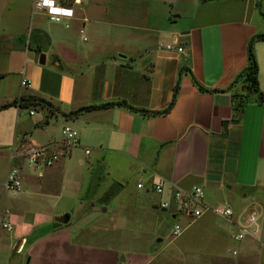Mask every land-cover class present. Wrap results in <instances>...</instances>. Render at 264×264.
Wrapping results in <instances>:
<instances>
[{
  "label": "crops",
  "instance_id": "0c3cea01",
  "mask_svg": "<svg viewBox=\"0 0 264 264\" xmlns=\"http://www.w3.org/2000/svg\"><path fill=\"white\" fill-rule=\"evenodd\" d=\"M28 1L26 17L12 20L0 37L12 43L38 30L48 39L39 53L28 47V40L14 47L0 43V78L15 74L21 82L24 76L29 86L19 96L36 95L55 103L62 115L45 124L42 113L34 129L48 130L50 120L63 119L62 126L78 133L67 157L82 152L79 163L99 170L92 178L104 173L109 182L98 196L95 182L80 186L68 203L61 192L64 167L41 169L30 179L32 191L23 189L9 211L11 229H1L0 264H264V38L253 43L261 101L247 92L242 80L233 83L247 67L249 40L264 34V0H185L186 5L175 0L171 10L186 17L185 26L170 31L163 45L149 50L142 44L132 53L101 42H79L86 40L89 26L95 35L105 34L104 28L130 29L125 35L132 38L136 12L130 6L141 0H126L131 5L124 0H74L68 5L72 17L61 24L50 23ZM171 20L176 23L175 17ZM169 43L183 51L167 50ZM187 70L203 88L222 91L200 90ZM179 72L175 104L166 113H152L169 105ZM78 78L93 79L89 83ZM105 102L125 104L76 118L63 115ZM29 137L28 143L37 147L61 141L50 136L39 143ZM112 183L118 190L111 202L117 199L118 206L101 202ZM156 184L163 185L162 194L153 190ZM194 186L203 188V204L229 205L232 219L206 212L192 220L175 212L173 203L171 209L159 207L171 191ZM252 210L259 213V231L238 241L234 235ZM107 212L112 213L108 221ZM75 218L84 220L81 234L72 227ZM175 224L183 230L178 236L172 234ZM122 228L125 241L116 234Z\"/></svg>",
  "mask_w": 264,
  "mask_h": 264
},
{
  "label": "rangeland",
  "instance_id": "374dc122",
  "mask_svg": "<svg viewBox=\"0 0 264 264\" xmlns=\"http://www.w3.org/2000/svg\"><path fill=\"white\" fill-rule=\"evenodd\" d=\"M64 1L70 2V5L74 3V0ZM78 1L80 2V0ZM182 1V3L186 5V3L184 2L185 0ZM28 2V0H0V33L4 30L5 26H11L10 24L15 18H19L20 16L26 17L27 12L30 8ZM123 2H125L124 5H131L128 4L126 0H124ZM171 3H175V0H141L140 3H135L130 6V9L136 12L134 13L135 23L133 24L134 30L132 31L134 33L132 38H127L125 35V30L131 31L130 29L117 28L118 30L115 29L114 31L112 30V32H110L107 28H104L105 32L103 31V33L105 34L101 35L100 32V35L98 33H96L95 35L90 31L95 30V28H91L89 26V28L84 31L86 40L79 43L92 44L94 42H101L109 47H112L114 50H116V48L118 47H121L124 50L129 51L130 53L135 52L137 48H139V46H141L142 44L149 46V50L152 46L163 45L168 41L170 31H178L179 28L185 26L184 24L186 21V17L184 15L177 16L178 13L173 9L171 10ZM187 6H189L188 2ZM90 7L92 6L90 5ZM137 13L139 15H136ZM174 17L176 19V23L170 24L169 22L173 21L171 19H174ZM51 26H54V24ZM143 27L146 28L145 31H142ZM26 34L27 39H29L30 31ZM3 39L4 37H0V43L5 42ZM4 45L8 47H14L18 45V42L15 41L9 43L6 41ZM115 55L118 56L119 53L115 52ZM3 60V57H0V64ZM87 68L89 69L88 66H83L81 69L86 70ZM78 79H80L81 81L85 80L90 83L93 78ZM94 79L97 80L98 78ZM24 89L25 88L20 85L19 75L8 73L4 78H0V232L1 229H3L1 224L2 221H4L6 211H10L13 208V206L20 198L21 191L23 189L27 194L32 191L30 179H36L39 176L38 172H40V170L43 168H45L46 170H48L47 168H50V170H56V168L60 165L64 167V174H62L63 176L61 182V192L62 198L67 200L68 203H71L73 201L76 190H78L80 186L87 185L89 182H95L96 187H98L95 189V194L98 196L101 192H103L102 188H106L108 186L105 184L109 182L108 180H105L106 177L104 173L101 174L100 179L97 178V175H95V178H92V175H94L95 171L97 172L99 170H97L96 165H94L92 169H88L87 164L79 163L78 157L83 156L82 152L74 154L70 159L69 157H67L69 156L70 151L73 147H75V145H68L63 140V136L61 133V129L63 127L62 125L65 124L63 119L58 117V119L50 120L51 122L48 130L41 131L38 129H34L33 123H35V121H37L38 119H41L43 117V114H45L46 119L62 115L61 110L55 103L49 100L51 102L49 108H34L36 111L34 114H29L30 109L28 108L15 109L13 106V108H1L2 105L10 103L15 98H17L19 94L24 91ZM89 101H91L92 103L95 100L91 98ZM27 136L32 142L39 143H43L50 136L59 140L61 139L59 143L47 146L48 153L51 154L58 149H63L64 153L51 166L47 167H37L35 165H29L27 158L28 156L26 153L22 156L17 157V159L15 158L11 160L10 155L14 153L15 150L24 153L27 148L32 146L28 143ZM63 156H65L66 158ZM15 163L21 166L22 186L20 193L13 195L5 190L3 182L10 166L14 165ZM60 173L62 172L60 171ZM56 181L59 182V179L57 178ZM57 182L54 186H57L59 188V184ZM130 183H132V185L134 186L135 180H130ZM117 190L118 186L112 183L111 186L108 187L107 190L103 193V195H101V202H104V204H109L115 196V192ZM115 202H117L116 205L118 206L120 201L118 202L117 199H115L110 204L112 205ZM112 213H114V211ZM112 213L107 212L105 214L106 221L110 220ZM70 215L74 216V214ZM83 221L84 220H81V218H75V221L73 222L72 227L74 230L79 232V234L83 233V231L85 230V228L82 227ZM92 225L93 223L91 222L90 226ZM124 232L125 229L122 228L119 229L116 234H120L121 237H123L121 239L126 240L127 234L125 236ZM14 255L15 254L12 253L11 256Z\"/></svg>",
  "mask_w": 264,
  "mask_h": 264
},
{
  "label": "built area",
  "instance_id": "2783aa9c",
  "mask_svg": "<svg viewBox=\"0 0 264 264\" xmlns=\"http://www.w3.org/2000/svg\"><path fill=\"white\" fill-rule=\"evenodd\" d=\"M78 1V0H77ZM33 8L35 11L42 12L46 19L50 23L60 24L69 20L73 15V7L61 4L56 0H32ZM79 2V1H78ZM82 32V31H81ZM86 39V38H84ZM167 50H176L178 53L183 51L181 46H176L173 43H169L166 46ZM21 86L28 87L29 80L24 76L20 82ZM30 114H34L33 110H29ZM63 140L68 145H76L78 142L77 131L69 125H65L61 129ZM89 151L86 149L85 151ZM27 154L29 165H35L37 167H47L51 166L59 157L64 153L63 149L55 150L53 153H48L47 146H30L25 150V152H19L15 150L14 153L10 155V159H17V157ZM49 154V155H48ZM5 190L13 195L19 194L22 186V174L21 166L17 163L11 165L5 180L3 182ZM137 187L141 188L142 184L138 183ZM153 190L156 193L162 194L164 192V187L161 184H156L153 186ZM203 188L200 186H194L190 191L183 190H173L169 199L161 200L159 207L162 209H171L172 203L175 207V212L185 214L192 220L201 217L206 212H211L217 216L223 217L225 219H232L234 212L232 208L227 204H219L216 206H209L203 204ZM10 212L9 210L5 213L4 221H2V228L9 231L11 229V222L9 220ZM182 227L179 224H175L173 227L172 234L178 236L182 232ZM259 231V213L255 210L249 211L240 227V231L234 235L236 240H241L247 233L257 234Z\"/></svg>",
  "mask_w": 264,
  "mask_h": 264
},
{
  "label": "trees",
  "instance_id": "16d2710c",
  "mask_svg": "<svg viewBox=\"0 0 264 264\" xmlns=\"http://www.w3.org/2000/svg\"><path fill=\"white\" fill-rule=\"evenodd\" d=\"M64 4L66 5H70V2H64ZM264 38V34H257L254 37H252L247 45V57H248V64L247 67L240 72L235 80L233 81L236 82L238 80H242L245 83L246 89L248 93H251L253 95H258L259 94V90H258V81H257V62L253 53V43L256 40L259 39H263ZM47 35L42 32V31H38V30H31L30 34H29V39H27V34H21L19 36H17L15 38V41L18 42V44L20 43H25L26 44V40H28V47L30 49H33L35 52L39 53L42 48V43L47 41ZM187 72L189 73L193 83L202 91H213V92H217V91H222V90H207L205 88H203L193 77V75L191 74V72L189 70H187ZM180 74L181 72H179V76L178 79L176 80V83L174 85L173 88V94H172V98L171 101L169 103V105L167 106V108H165L162 112H152V113H166L168 112L173 105L175 104L178 92H179V79H180ZM247 98V96H246ZM248 100V98L246 99ZM125 102H105L103 104H99V105H85L82 107H79L73 111H70L68 113H63L64 116L69 117V118H76L78 117L81 113L83 112H88L91 110H97V109H103V108H109L112 107L114 105H124ZM51 105V102L49 100H46L43 97L40 96H36V95H25L22 94L20 96H18L17 98H15L12 102L7 103L5 105H2L1 108H7V107H11V106H15V107H19V108H28L30 110H34V108H40V109H45V108H49V106ZM144 112H149L147 110H144ZM49 121V118L45 119V124H47ZM37 126V125H36ZM68 214L63 215L60 220H65V218L67 217Z\"/></svg>",
  "mask_w": 264,
  "mask_h": 264
},
{
  "label": "water",
  "instance_id": "95a60500",
  "mask_svg": "<svg viewBox=\"0 0 264 264\" xmlns=\"http://www.w3.org/2000/svg\"><path fill=\"white\" fill-rule=\"evenodd\" d=\"M87 1H88V0H80V2H82V3H87ZM44 61H45V55L42 53V54H40L39 62L43 64ZM256 99H257L258 102L261 101V98H260L259 95L256 97ZM20 243H21V240H18V241L15 243L14 248H13V251H14V252H16V250L19 248Z\"/></svg>",
  "mask_w": 264,
  "mask_h": 264
}]
</instances>
